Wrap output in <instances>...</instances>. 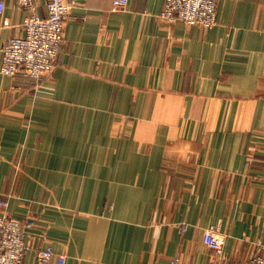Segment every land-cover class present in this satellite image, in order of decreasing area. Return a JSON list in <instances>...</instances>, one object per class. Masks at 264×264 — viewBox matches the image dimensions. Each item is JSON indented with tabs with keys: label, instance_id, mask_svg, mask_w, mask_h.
Here are the masks:
<instances>
[{
	"label": "crops",
	"instance_id": "1",
	"mask_svg": "<svg viewBox=\"0 0 264 264\" xmlns=\"http://www.w3.org/2000/svg\"><path fill=\"white\" fill-rule=\"evenodd\" d=\"M112 1L73 0L38 84L0 75V198L35 220L20 264H55L46 247L65 264H212L213 224L222 264H246L264 244V0H217L206 31L166 22L164 0ZM25 16L5 0L0 61Z\"/></svg>",
	"mask_w": 264,
	"mask_h": 264
},
{
	"label": "built area",
	"instance_id": "2",
	"mask_svg": "<svg viewBox=\"0 0 264 264\" xmlns=\"http://www.w3.org/2000/svg\"><path fill=\"white\" fill-rule=\"evenodd\" d=\"M11 1L25 10L26 16L20 24L22 35L11 38L1 48L0 75H21L36 85L56 64L73 0H45V16L39 13L38 0ZM127 3L128 0H113L112 11H122ZM216 7L217 0H164L160 17L170 24L211 30L216 25ZM4 9L5 0H0V17ZM7 207V199L0 198V264H20L26 248L24 230L33 222L9 216ZM202 241L212 252L214 264H222L225 235L219 225L207 226ZM35 255L40 263L55 260V264H65L64 254H55L50 247L37 249ZM169 264H180V258L174 257ZM246 264H264V244H254Z\"/></svg>",
	"mask_w": 264,
	"mask_h": 264
},
{
	"label": "rangeland",
	"instance_id": "3",
	"mask_svg": "<svg viewBox=\"0 0 264 264\" xmlns=\"http://www.w3.org/2000/svg\"><path fill=\"white\" fill-rule=\"evenodd\" d=\"M254 21V24H256L257 22L255 21V20H253ZM174 25V24H173ZM183 25V24H182ZM183 26H185V27H191V26H186V25H183ZM256 27H258V24L256 25ZM204 31H206V30H204ZM44 78H46V76L45 77H43L42 79H44ZM29 220H31L32 222H33V224H34V222H35V220H34V217H32V218H29ZM253 247H254V245H253ZM252 250H253V248H252ZM215 259V258H214ZM215 263V261L212 263V264H214Z\"/></svg>",
	"mask_w": 264,
	"mask_h": 264
}]
</instances>
